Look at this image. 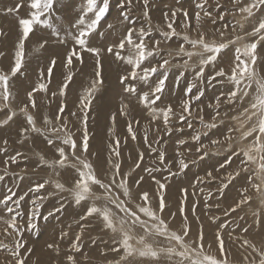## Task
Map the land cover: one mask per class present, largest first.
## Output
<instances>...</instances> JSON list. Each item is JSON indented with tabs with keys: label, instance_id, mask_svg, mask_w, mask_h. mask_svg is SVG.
<instances>
[{
	"label": "snow or ice",
	"instance_id": "obj_1",
	"mask_svg": "<svg viewBox=\"0 0 264 264\" xmlns=\"http://www.w3.org/2000/svg\"><path fill=\"white\" fill-rule=\"evenodd\" d=\"M179 2L180 0H177V3ZM208 2L209 0H196V11L193 17L195 25L186 9L179 8L165 12V27L156 26L160 37L156 39L152 35L153 26L150 23V0H135L136 4L142 6V15L149 21L147 27L139 28L135 26L136 21L130 15L134 0H119V22L126 27L118 40L108 45L106 49L91 46L90 38L93 33H97L101 21L110 14L111 0H80L75 19L69 20L67 26L62 23L64 18L58 13L60 0H26V3L25 0H17L14 7L5 9L6 14L17 17L18 36L12 65L7 70L0 68V128L8 126L14 118L22 117L24 124L20 135L23 138L19 143L23 144L31 134H36L44 137L47 145L53 146L56 154L52 159L43 154L39 155L38 167L51 169L56 177L60 176L61 170H73L75 173L71 186H66L59 179L49 178L43 182H36L30 187L28 192L37 195L31 201L32 207L27 214L22 208V202L28 195L27 192L18 195L14 187H8L6 193L0 197V212L3 213L0 214V225H4L0 235H3L5 239L11 238L13 242V246L10 247L0 240V251L7 252L11 258L7 264H26L27 256L22 253L30 254L31 249L25 247L24 233L38 230L37 221L40 218L38 210L43 201L63 192L69 193L76 206L82 203L87 204L80 220L95 216L101 220L103 228L112 234L113 244L116 246L111 250L122 254L119 259L109 261V264H230L225 249V240L220 231V229L227 228L228 224H221L218 228L216 241L220 255H213L209 251L211 244L207 246L209 250L205 248L203 231L196 239L188 238L190 227L187 223V215L183 216L184 225L180 230H175L170 226V220L175 218V214L165 219L163 213L166 205L164 196L161 194V190L166 188L165 183L152 177L158 185V205L156 207L152 206L147 191L140 194L138 202H135L127 180L122 177L117 179L120 175L118 162L112 163V174L105 181L100 178L93 163L87 158L89 112L95 93L104 83L101 59L105 52L113 55L115 60L122 62L128 69L119 78L123 92L130 97L134 96L139 103L143 104L153 119H162L169 134H171V129L168 125L177 113L171 105L163 108H158L156 105L165 91L170 69L172 67L182 69L180 76L190 69L195 80L184 90L186 98L182 100L181 111L177 116L181 122L188 121L192 115L193 100H201L205 96L206 87H214L213 82L221 85L227 82L232 85L230 90L220 91L214 96L213 102L207 105L212 110L209 121L206 122L202 115L199 117L206 131L196 132L191 138L199 144L196 149L200 154L199 159H204L209 154L208 145L201 142V136H207L211 130L218 129L225 124L226 120L233 122L227 127L223 141L219 139L210 141L212 146L226 145L228 154L224 162L219 165L220 169L230 166L233 158L238 161L236 168L228 172L226 178H220L218 193L223 195V190L244 174L242 178L245 184L254 189L258 195L264 196L261 189V185L264 184V77L259 76L255 71L258 59L257 49L264 44V0H231L235 11L223 10L224 5L220 4L219 0H215L217 11L215 18H213V12L207 8ZM22 7L28 9L24 17L19 16ZM237 14L240 19L235 20L233 24L225 23L222 29H214V34L219 33V39L208 38L202 30V20H210L212 24H216L217 20L224 21L225 16L235 17ZM178 15L183 17L181 24L183 31H178L176 27ZM253 20L255 23L251 25L250 30H246V24ZM107 28L115 31L116 25L109 23ZM38 29L48 30L55 43L67 46L71 40V46L64 57V67L68 69V72L64 75L59 89L61 97L66 95V90L73 80L74 73L71 71L73 62L82 64L84 53L90 54L93 58L94 78L80 96L78 105L80 115L77 117L76 112L70 113L82 125L79 146L69 127V121L64 119L65 104L61 103L55 117H43V127L37 126L36 117L33 115V110L37 109L36 93H48L53 70L57 65L55 56L50 59L46 73L43 68L39 69L38 81L27 92L26 102H21L18 108L13 107L16 100L13 91L14 78L26 71V42ZM193 29L197 30L196 38L190 35ZM229 29L232 35L226 38V31ZM98 34L103 35V33ZM5 35L6 32L0 29V37ZM172 42L177 44L176 48L171 47ZM47 44L48 40L43 39L38 47L33 49V52H39ZM162 45L167 47H162ZM230 47L234 48V58L230 72H226L222 67L217 68V62L222 59V54ZM2 56L4 53L0 52V57ZM173 61L182 62L173 63ZM200 84L206 87H199ZM138 85L141 86L139 90ZM193 89L196 90L195 95H193ZM51 95L56 97L57 93L53 92ZM222 105L225 106L223 111H221ZM126 108L127 105L122 104L119 110L120 114L125 117L128 115ZM200 111L203 112V108ZM111 121L114 125L115 113L112 114ZM187 127L191 129L192 124L188 122ZM127 130L132 133V139H136L131 122ZM179 130L183 131V128ZM234 133H239L237 143L242 146L233 147ZM144 140L147 141V134ZM0 143L5 146L2 150L7 152L8 140L4 139ZM177 143L186 145L189 141L180 139ZM113 144L112 152L119 157L120 153L117 150L120 144L119 139L114 140ZM78 147L80 154H77ZM215 154L218 155L219 152ZM18 157H23V153L17 152L16 155L4 161L5 168L3 174H0V182L5 181L6 176L10 175L7 166L9 163H16ZM165 158L164 152L158 153L161 165L165 163ZM192 162L195 163V161ZM136 167H139V164ZM178 167L180 172H184L188 169L189 163L180 158ZM171 174L176 175L177 173ZM206 175L209 180L217 179L211 171ZM140 179L142 180L143 177ZM197 182L200 183L202 180L198 179ZM48 185H51L54 191L47 195H39ZM248 186L240 190L241 198L225 212V215L235 213L244 205L250 204L253 197L248 194ZM183 193L186 200L187 189H183ZM209 198H211V192ZM261 204L264 205V199L261 200ZM62 208L61 203V206L49 212V215L60 212ZM192 211H195L194 207ZM181 212H184L183 206ZM252 215L255 217L254 224L259 226L260 212L254 211ZM211 219L215 221L218 217ZM240 219L242 220L243 216ZM82 231L83 227L81 233L75 236L70 245V249L76 253L81 251ZM242 231L247 233L249 228L244 227ZM67 235V232H62L61 239ZM47 247L59 253L58 244H48ZM240 247L247 253L243 256L245 264H264V247L258 248L247 239L241 240ZM67 260L71 264H77L74 255H68Z\"/></svg>",
	"mask_w": 264,
	"mask_h": 264
},
{
	"label": "rangeland",
	"instance_id": "obj_2",
	"mask_svg": "<svg viewBox=\"0 0 264 264\" xmlns=\"http://www.w3.org/2000/svg\"><path fill=\"white\" fill-rule=\"evenodd\" d=\"M16 2L17 0H0V29L6 32L5 36L0 37V52L4 53V56L0 57V68L5 70L13 63L15 43L18 36L17 17L16 15L6 14L5 9L14 7ZM79 3L80 0H60L58 13L64 18L62 23L65 26H67L69 20L75 19ZM118 3L119 0H111L110 14L101 21L97 33H93L91 36V46L106 49L108 45L114 44L123 33L126 26L121 25L119 22ZM195 3L196 0H180L179 3H177V0H150L149 15L151 17L150 23L153 26V37L160 38L156 26L165 27L164 13L170 12V10L186 9L189 18L192 19V23L195 25L193 18L196 11ZM219 3L224 5L223 10L235 11V6L231 3V0H219ZM207 8L213 12V18H215L217 15L215 0H209ZM27 11V7H22L19 16H26ZM142 12V6L136 4L134 0L130 15L136 21L135 26L137 28L147 27L149 23ZM238 19H240L239 14L235 17L225 16L224 21L217 20L216 24H212L210 20H202V30L208 38L219 39V33L214 34V29H222L223 24L228 23L231 25ZM182 22L183 17L178 15L176 20L178 31H183L181 28ZM109 23L116 25L115 31L107 28ZM254 23L255 20L246 24V30H250L251 25ZM98 33H103V35ZM190 35L196 38L197 30H191ZM231 35V29L227 30L226 38ZM43 39H47L48 44L39 52L34 53L33 49L38 47L39 42ZM70 46L71 40H69L67 46L55 43L48 30L38 29L34 35L30 36L29 41L26 42V71L23 74H18L13 82V91L16 95L13 107L18 108L21 102H26L27 92L38 81L39 69L43 68L46 73L50 59L55 56L57 65L53 70L48 93H36L37 109L33 110V115L36 117L37 126L43 127V117H55L61 103L65 104L64 119L69 121V127L74 133L79 146L82 125L70 113L76 112L77 117L80 115L79 99L83 90L89 86L90 81L94 78V62L92 56L88 53H84L82 64L76 61L73 62L71 68L74 73L73 80L66 90V95L61 97L59 89L64 75L68 72V69L64 67V57ZM162 47L167 46L162 45ZM171 47L176 48L177 44L172 42ZM257 52L258 59L255 71L259 76L264 77V44L258 47ZM233 58L234 48L230 47L222 54V59L218 60L217 68L222 67L226 72H230ZM178 62L182 61H173V63ZM101 63L103 65L104 83L95 93L87 125L89 134L87 158L93 163L97 174L107 181L112 174V163L118 162L120 164V175L117 179L122 177L127 180L133 200L138 202L139 195L147 191L153 207L158 205V185L152 177L165 183L166 188L161 190L166 205L163 215L165 219H169L171 214H175V218L170 220V226L175 230H180L184 225L183 216L187 215V223L190 227L188 238L196 239L199 233L203 231L206 250H209L207 246L211 244L209 251L213 255L219 256L216 233L221 224H228L227 228L220 229V231L225 240V249L230 264H245L243 256L247 253L240 247L242 239L251 241L258 248L264 247V205L260 201L261 195H258L254 189L245 184L242 178L244 174L224 189L223 195L218 193L220 178H226L227 173L236 168L238 161L233 158L230 166L220 169L219 165L224 162L228 154L226 145L212 146L210 143L211 140L215 139L223 141L227 127L233 122L226 120L225 124L218 129L211 130L207 136H201V142L208 145L207 151L209 154L204 159H199L200 154L196 151L199 144L191 139L196 132L203 133L206 131L201 125L199 117L202 115L206 122L210 120L212 110L207 105L213 102L215 95H218L220 91L230 90L232 85L227 82L224 85L213 82L214 87H206L203 84L198 85L199 87H206L205 96L199 101L193 100L192 115L187 122H181L177 119V116L181 111V102L186 98L184 90L188 84L195 80V77L190 69L183 76H180L182 69L172 67L168 74L165 91L156 105L158 108L171 105L177 113L176 116L171 118L168 125L171 129V134H169L162 119H153L143 104L139 103L134 96L130 97L123 92V86L120 84L119 78L128 70L127 67L122 62L115 60L113 55L106 52L102 56ZM140 87L138 85V90ZM53 92L57 93L56 97H52ZM195 92L196 90L193 89V95H195ZM129 98L131 101H128ZM122 104L127 105L125 110L128 115L126 117L121 115L119 111ZM224 107L222 105L221 111L224 110ZM201 108H203V112L200 111ZM113 113L116 114L114 125L111 121ZM129 122L132 123L136 139H132V133L127 130ZM188 122L192 124L191 129L187 127ZM23 124V118L18 116L8 126L0 128V141L8 140L7 152L2 150L5 146L0 143V174H3L5 168L4 161L16 155L17 152L23 153V157H18L16 163H9L7 166L10 175L6 176L5 181L0 182V197L6 193L8 187H14L18 195L27 192L28 195L22 202V208L27 214L32 207L31 201L37 195L28 192L30 187L34 186L36 182H43L49 178L59 179L66 186H71L75 173L73 170H61L60 176L56 177L51 169L38 167L39 155L43 154L49 159L55 158L54 148L47 145L44 137L36 134H31L30 138L23 144L19 143L23 138L20 135ZM181 128H183V131L179 130ZM145 134H147V141L144 140ZM234 136L233 147L242 146L237 143L239 133H234ZM116 139L120 141L117 149L120 153L119 157H116L112 152L114 148L113 141ZM180 139H186L189 143L179 145L177 142ZM159 152L165 153L166 158L163 165L158 160ZM216 152H219V154H215ZM77 154H80L79 147ZM180 158L189 163L188 169L184 172L179 171L178 160ZM192 161H195V163ZM137 164H139V167H136ZM209 171L217 178L216 180L207 178L206 174ZM171 173L177 174L172 175ZM20 177H23V179H20ZM141 177H143L142 180ZM198 179H201L202 182L198 183ZM245 186L249 187L248 194L253 197L250 204H248L250 206L244 205L237 212L225 215V212L241 198L240 190ZM183 189H187L186 200ZM261 189L264 192V184L261 185ZM53 191V187L48 185L39 195H47ZM210 192L211 198H209ZM38 203L40 202L38 201ZM61 203L63 204L62 210L54 212L50 216L49 212H53L55 208L60 207ZM182 206L184 208L183 213L181 212ZM86 207V203L76 206L67 192L50 196L43 201L38 210L40 216L37 221L38 230L24 233L25 247L31 249L30 254L22 253L27 256L26 264H71L67 260L68 255H74L77 264H109V261L119 259L122 253L111 250L116 245L113 244L112 234L103 228L101 220L95 216L89 217L87 220H80V216L84 214ZM193 207L195 208L194 212L192 211ZM244 207L249 208L248 212H260L261 223L259 226L254 224L255 217L252 213H247ZM0 214L3 213L0 212ZM241 216H243L242 220L240 219ZM212 217H218V219L213 221ZM3 227L4 225H0V232H2ZM82 227L81 251L76 253L70 249V245L75 236L81 233ZM244 227L249 228L247 233L242 231ZM62 232L68 234L63 239H61ZM0 240H3L10 247L13 246L11 238L5 239L3 235H0ZM48 244H58L59 253L57 254L53 249H49ZM10 259L7 252L0 251V264H7Z\"/></svg>",
	"mask_w": 264,
	"mask_h": 264
},
{
	"label": "bare ground",
	"instance_id": "obj_3",
	"mask_svg": "<svg viewBox=\"0 0 264 264\" xmlns=\"http://www.w3.org/2000/svg\"><path fill=\"white\" fill-rule=\"evenodd\" d=\"M128 99V98H127ZM128 101H131V99L129 98V100ZM137 111V110H136ZM264 198V196H261V198H260V201L262 200ZM250 205H248V207H249ZM244 209H246V211L249 209V208H247V207H244ZM247 213H252V212H248L247 211ZM252 216V215H251ZM251 222V221H250ZM252 223V222H251Z\"/></svg>",
	"mask_w": 264,
	"mask_h": 264
}]
</instances>
